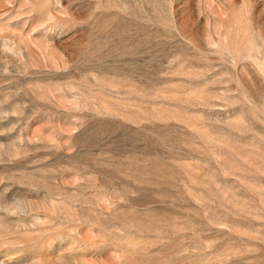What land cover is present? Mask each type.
Instances as JSON below:
<instances>
[{
    "label": "rangeland",
    "instance_id": "1",
    "mask_svg": "<svg viewBox=\"0 0 264 264\" xmlns=\"http://www.w3.org/2000/svg\"><path fill=\"white\" fill-rule=\"evenodd\" d=\"M0 264H264V0H0Z\"/></svg>",
    "mask_w": 264,
    "mask_h": 264
}]
</instances>
